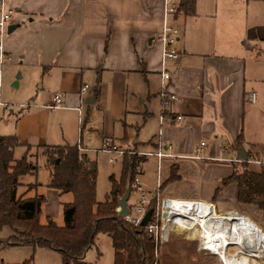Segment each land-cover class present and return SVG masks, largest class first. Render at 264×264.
<instances>
[{"label":"crops","instance_id":"1","mask_svg":"<svg viewBox=\"0 0 264 264\" xmlns=\"http://www.w3.org/2000/svg\"><path fill=\"white\" fill-rule=\"evenodd\" d=\"M252 1L263 4L252 6V16H236V23L233 14H218L220 5L214 16L183 10L172 16L180 30L176 47L181 56L178 65L170 63L169 68L172 89L182 99L175 115L182 119L161 127L162 50L157 37L164 25V0H11L21 9L12 21L19 27L5 41L8 60L13 52L24 57L16 36L22 32L39 54L38 88L21 103V110L0 108L7 116L0 136L18 137L23 146L16 148V158L26 145L80 146L96 163L98 152L111 155L112 163L119 157L123 162L130 155L137 157L140 183L130 195L129 208L141 194L154 196L175 166L179 178L160 198L238 204V184L224 180L244 161L238 156L240 148L247 160L262 159L264 150V77L257 57L264 52V0ZM251 57L256 62L249 67ZM260 81L262 88L248 90L249 82ZM14 84L18 86L19 79ZM84 84L90 86L85 91ZM58 92L64 107L52 109ZM160 141L166 156L159 159L155 153ZM248 163L251 171L264 170L259 162ZM41 167L39 162L36 171L20 178L18 196L44 195L45 223L48 216L59 218L63 204L74 196L48 187L52 168L42 178ZM243 205L254 216L262 212L257 205ZM242 222L249 227L248 220Z\"/></svg>","mask_w":264,"mask_h":264},{"label":"trees","instance_id":"2","mask_svg":"<svg viewBox=\"0 0 264 264\" xmlns=\"http://www.w3.org/2000/svg\"><path fill=\"white\" fill-rule=\"evenodd\" d=\"M178 10L194 14L196 0H182ZM241 139L238 146L242 145ZM20 146L23 144L17 136H0V231L6 226L14 231L3 244L49 247L62 253L64 264H89L85 261L86 252L95 244L96 236L103 233L112 240L113 264H158L155 240L147 227L135 225L117 210L119 199L128 190L130 195L133 191L137 157L125 159L121 180L112 176L111 191L99 201L97 163L89 160L78 146H46V162L52 168L48 187L74 196L72 202L63 204L64 225H59L50 216L46 223L41 222L44 195L18 196L20 178L38 169V164L29 160L31 145H26L21 157H15ZM177 172L178 168L173 167L171 177L160 185L149 208H155L163 189L179 178ZM231 182L239 186L240 202L256 204L264 211V170L251 171L248 160H244L236 163L232 176L224 180V184Z\"/></svg>","mask_w":264,"mask_h":264},{"label":"rangeland","instance_id":"3","mask_svg":"<svg viewBox=\"0 0 264 264\" xmlns=\"http://www.w3.org/2000/svg\"><path fill=\"white\" fill-rule=\"evenodd\" d=\"M196 16H214L218 5V14L222 15L225 12L233 14L235 17V23L238 20L236 16H252L255 11L253 7L261 6L257 1L252 0H196ZM9 4L15 9V16L20 7H16L11 0ZM261 10V8H258ZM19 13V12H18ZM173 22L172 16L170 17V23ZM9 36L8 31L5 34V41ZM18 47L25 50L20 53L24 57L18 58L19 52H13L12 60H6L2 66V76L0 82V97L4 101L3 107L9 106V108L15 111L21 110V103H27L29 101L28 96L31 95L38 88V73L36 59L39 57L35 46L32 42L24 38L22 32H17ZM18 48V49H19ZM23 50V51H24ZM259 65V74L264 77V52H261L257 56ZM251 57L249 61V67L255 62ZM256 66V65H255ZM21 74V77L18 76ZM249 72V78L250 76ZM19 79V85H15ZM37 80V82H36ZM2 84V85H1ZM262 81L260 83L249 82L248 90L251 91L252 87L262 88ZM2 111V109H1ZM0 111V133H3L4 122L7 116ZM3 117V118H1ZM27 150V149H26ZM45 148H31L29 150V160L35 164L40 162L42 170L40 171V177L44 178L47 175L49 165L47 164V158L44 154ZM40 155V156H39ZM39 156V158H38ZM110 156L108 153L98 152L97 164H98V180H97V199L105 200L107 194L111 191L112 180L111 177L115 175L118 180H121L123 175V157H119L114 163L110 162ZM132 156V155H130ZM249 166V163H248ZM222 202L226 208L238 209L242 214L246 215L250 222L248 227V235L254 246L264 245V211L259 216H254L248 211V207L239 201L238 204H231L225 201L214 200ZM256 205V204H254ZM180 206H188V204H180ZM257 207H259L257 205ZM189 207H184V210H188ZM181 209V208H180ZM63 208L61 209V215L54 217V220L62 225L63 220ZM190 211H196L195 207L189 209ZM200 210L208 213L210 209L206 207H200ZM197 212V211H196ZM44 215V214H43ZM49 217V216H48ZM51 217V216H50ZM42 220V218H41ZM256 224L252 225L251 221ZM45 222V219H43ZM47 222V221H46ZM45 222V223H46ZM178 223V222H177ZM180 225V224H178ZM257 225V226H256ZM240 226V225H239ZM217 227V226H216ZM216 227H210L211 230H216ZM258 227V228H257ZM244 228V226H243ZM241 230V234H236L239 240H248L249 237L245 235ZM259 230V232H258ZM190 232V231H189ZM14 233L13 229L9 226L4 227L0 231V264H64V258L60 251L51 249L44 246L35 245H5L2 243L5 239L10 237ZM239 233V229H238ZM193 232L190 235L185 233H170V238L167 242L159 244L155 248L156 260L158 264H224L223 261L214 253L208 250L199 249L198 236H194ZM233 236L228 239L231 240ZM261 239V240H260ZM231 242H235L231 240ZM256 242V243H253ZM263 243V244H262ZM114 248L111 238L103 233H100L95 238V244L86 252L85 261L89 264H113L114 263ZM258 264H264V261H260Z\"/></svg>","mask_w":264,"mask_h":264},{"label":"built area","instance_id":"4","mask_svg":"<svg viewBox=\"0 0 264 264\" xmlns=\"http://www.w3.org/2000/svg\"><path fill=\"white\" fill-rule=\"evenodd\" d=\"M165 11H164V25L160 35L157 37V42L161 46L162 57H161V71H160V98L162 101V114L160 116V125L163 127L166 123L175 124L182 119L181 115H175V106L182 101L181 97L172 89L173 71L169 68V64L172 63L174 66L178 65V60L180 58V52L176 47L178 41L179 28L173 23H170V17L175 15L178 11L179 0H164ZM15 9L9 4V0H0V82L2 76V66L4 62L9 58V55L5 48V34L8 31V26L12 23L15 16ZM89 84H84L83 91L89 88ZM255 100V96H252ZM65 99L62 93L58 92L54 97V102L49 105L50 108L56 109L64 107ZM3 102L0 100V106H3ZM81 115V107L78 108ZM82 119L80 118V121ZM159 135L162 136V128L159 131ZM205 142H201L200 146L197 147L199 152ZM79 149H82L79 146ZM160 158L166 156L163 150V142L160 141L158 145V151L155 153ZM202 159L197 156V160L202 164ZM259 162L264 166V150L263 158L256 159L251 158L248 162ZM141 166L139 163L135 166L136 177L134 182L131 184L132 189H136L140 183V177L138 173L141 171ZM156 195V194H155ZM148 197L145 194H141L132 208H129V214L125 217L127 220L131 221L135 225H141V222L150 209L149 206L152 199L155 197ZM189 199V198H188ZM172 202L170 207L164 205V198L158 197L157 205L153 208V214L151 220L149 221L147 227L148 232L155 240L156 247L159 244L167 242L170 238V233H167V222L170 215L175 220L177 226L181 227H197L200 231V236H198L199 249L206 250L205 246L208 241H216L213 237L209 239L204 235L205 224L211 220L221 219L226 216V225H231L232 229L236 226L235 222L230 224V216H245L238 209L226 208L222 202L218 201H206L202 199H190L191 206L206 207L210 209L208 213H198L196 217L192 216L191 211L188 209L189 213L186 211L182 213L180 210L187 206H180L176 202ZM172 205H175L172 208ZM203 217V221L200 217ZM199 217V219H198ZM248 218V217H247ZM178 222V223H177ZM180 224V225H178ZM210 224V223H209ZM214 226V225H213Z\"/></svg>","mask_w":264,"mask_h":264},{"label":"bare ground","instance_id":"5","mask_svg":"<svg viewBox=\"0 0 264 264\" xmlns=\"http://www.w3.org/2000/svg\"><path fill=\"white\" fill-rule=\"evenodd\" d=\"M168 202H177L178 205L180 204H188L187 207L189 209L193 208L194 206L190 205V200H169ZM174 203V204H175ZM175 205H172L174 207ZM195 209L197 212H191L192 216L196 217L198 213H201L197 206H195ZM182 213L185 212L181 210ZM189 213V211H186ZM202 214V213H201ZM205 215V214H204ZM227 217L224 216L221 219L211 220L208 223L205 224V232L204 235L207 236L209 239L215 237L216 241L210 242L208 241L206 243L205 249L208 251H211L212 253L216 254L224 264H258L260 261H264V245L260 246H254L252 244V241L250 240V237L248 235V225L245 222H242L244 219H250L245 216H230L228 218L230 220V224L232 222L236 224L234 229H232V226L226 225ZM200 220H204L203 217H200ZM251 224H256L254 221L250 220ZM210 223V224H209ZM244 228H243V225ZM209 225H217L216 230H211ZM240 225V226H239ZM257 226V225H256ZM243 228V232L247 237H249V241L239 240L236 234H241V230ZM258 228V227H257ZM227 229V230H226ZM239 229V233H238ZM226 230V231H224ZM193 232L195 234L194 236H200V231L197 227H181L177 226L175 220L172 218V214L169 217V220L167 222V233H185L187 235H190V232ZM259 232V230H258ZM233 236L231 240H234L235 242H231L228 238ZM261 240V239H260ZM254 243V242H253ZM263 244V243H262Z\"/></svg>","mask_w":264,"mask_h":264},{"label":"water","instance_id":"6","mask_svg":"<svg viewBox=\"0 0 264 264\" xmlns=\"http://www.w3.org/2000/svg\"><path fill=\"white\" fill-rule=\"evenodd\" d=\"M18 27H19V24H14V23L10 24L8 26V33H12ZM238 156H239V158L241 160H247L248 159V154H247V152L245 151L244 148H240L239 149ZM129 198H130V191L128 190L119 199V209H118V211H119L120 215L123 216V217H126L129 214V205H128ZM164 205L166 207H170L171 202H168V200L164 199ZM152 214H153V208H150L146 212V214H145V216H144V218H143V220L141 222L142 226H147L148 225L149 221L151 220Z\"/></svg>","mask_w":264,"mask_h":264}]
</instances>
